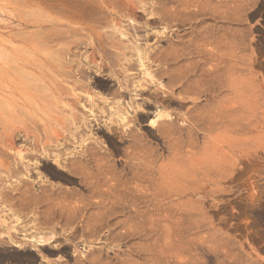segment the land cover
Returning <instances> with one entry per match:
<instances>
[{"label":"rangeland","instance_id":"obj_1","mask_svg":"<svg viewBox=\"0 0 264 264\" xmlns=\"http://www.w3.org/2000/svg\"><path fill=\"white\" fill-rule=\"evenodd\" d=\"M100 1L0 0V119L4 121H0V135L7 125L9 130L33 121L38 125L36 135L44 142L45 134H50L57 121L68 123L69 111L62 107L68 100L48 93L49 86L59 80L58 67L66 70L63 67L68 64L66 68L75 63L68 70L82 82L83 89L75 90L69 82L61 83V87L66 93L80 96L77 97L82 105L88 107V101L94 99L101 106L100 99L104 98L108 101L102 110L107 112L112 102L119 100L111 96L117 89L114 78L108 85L103 82L112 79L111 74L85 63V57L92 56L89 38L98 33L127 44L125 38L132 36L129 28L133 24L126 18L120 21L122 34H127L122 35L124 39L113 32L110 24L124 2L126 8L127 3L136 7L143 4L148 6L147 11L157 5V8L173 7L164 0H109L107 5ZM188 1L192 6L179 8L174 17V31L162 25L149 28L154 29L152 34L157 30L153 37L159 35L160 39L151 35L149 45L166 57L174 55L177 61L173 72L156 79V85L165 86L158 97L171 95L170 101L156 106L157 110L171 117L154 116L152 98L148 96H154L157 86L141 80L143 86L149 87L145 89L147 95L139 98L140 104H150L143 111L147 116L139 119L127 115L122 129L114 122L115 118L104 117L107 126L117 128L118 134L124 131L121 140L117 139L121 143L117 146L119 154L113 153L114 147L107 141L105 130L94 128L90 135L94 139L90 142L96 153L94 158H100L95 159L97 162L102 160L98 164L102 176L93 180L97 184L95 193L53 178L42 164L40 148L32 146V136L24 141L19 133L13 141L15 151L34 148L35 157L28 161L27 171L14 166L16 161L7 157L0 146V162L10 163L13 173L7 179L0 171V191L19 179L27 180L30 184L27 192L31 194L28 192L19 201L25 199L21 204H29L30 208L25 211L24 207L18 210L13 207L18 214L15 216L21 218L22 226L40 224L43 234H39L37 241H51L43 249L30 247L16 235L19 239L13 240L21 243L22 248L14 251L33 250L35 262L22 258L0 264H262L257 263L258 259L264 262V0ZM197 9L202 15L195 13ZM144 17L134 22L141 28L140 35L144 31L150 33L143 24ZM166 48L173 53L171 50L172 54L165 53ZM114 51L109 49L111 54L105 51L104 58L113 60L122 50ZM94 59V63L101 64L99 58ZM69 60L72 62L68 63ZM79 67L85 76L76 75ZM168 80L172 81L168 83ZM49 120L56 124L49 126ZM75 121L78 123L73 122L74 126H79L80 120ZM84 134V138L89 136L88 132ZM72 146L69 144V151ZM76 146L78 150L85 145ZM79 165L75 166L79 168ZM80 168L83 170L82 165ZM48 194L54 206L64 200L63 205L78 211H70L65 222L56 223L50 218L47 224L49 214L44 219L43 207L39 215L33 208ZM4 210L0 209L2 218L7 222L11 219L8 222L11 224L13 218ZM53 226L55 235L50 231ZM74 231L77 236L71 239L69 235ZM2 232L0 229V250L13 251L6 233Z\"/></svg>","mask_w":264,"mask_h":264},{"label":"bare ground","instance_id":"obj_2","mask_svg":"<svg viewBox=\"0 0 264 264\" xmlns=\"http://www.w3.org/2000/svg\"><path fill=\"white\" fill-rule=\"evenodd\" d=\"M102 1V2H101ZM100 2L101 3H109V0H101ZM148 1V0H147ZM157 1V0H156ZM156 1L154 4H156ZM182 1V0H181ZM179 1V0H164V3L166 5H170L171 4V9H168V8H157V6L155 7V9L151 8L150 10H146V8L148 7H145V5L141 4L140 7H136L134 5H130V3H127L129 9L126 8V4L125 2L122 3V6L124 5L123 8H120V12H115V16L114 18H112L111 20V29H113V32L116 33L118 32L119 34H121L120 38L124 39L122 37V35H127L125 34H122L123 32L121 30V20L122 19H127L129 22H131L132 25L131 30H129L130 33H132V36L129 35V36H126V37H129V38H125L126 39V45H124L121 41V39H118L117 41H113L110 40L111 37H114V36H111L110 39L106 38L103 34L99 35L98 33L94 34V36H92V38H89L90 41L88 42L90 45H91V48H92V56L90 57H85V60H86V65L88 66H94L96 68H99L102 69V70H106L107 72H109L111 74V77L112 79H105L103 82H107L106 85H108V82H110V80H115V84L117 86V89L112 91L111 92V96L113 99H119V100H116L114 102H112V106H109L108 107V111H103L102 109H106V107L104 106L105 104H107V99H104V98H101L100 102L101 103V106H104L105 108L99 106L100 104L98 103H95L92 99L89 100V104L88 107L85 106V105H82L80 102H79V98L80 96L76 95V94H73L72 92H68L66 93V90L65 88L62 86L61 87V83H64V82H69L71 83L72 87L76 90H82L83 89V84L81 85V83L79 81L76 80L75 77L71 76L70 75V72L69 70L72 69V65H74L73 63L71 64V67H63L65 68L66 70L64 69H60V67H56L59 71L58 73V76H59V80L54 84L52 83L51 86H49V89H50V92L48 91L49 93V96H51V94L54 96H57L61 99H66L68 100L66 103L63 104L62 107H66L67 110L69 111V114L68 116L70 118L67 119L68 123H66L65 121H57V126L55 125L54 127L52 126V129H51V132L50 134L47 136L46 135V140H44V142H42L38 136L36 135V131H37V127L38 125L34 124L33 121L31 122L30 120H27V122H31L32 124H25L21 126H13L12 128L10 127V129L8 130L7 129V126L9 127V125L6 126V128H3V126H5V123H3L2 125V132H1V135H0V146L1 148L4 149V152L5 154L7 155V157L9 158H12L14 161H16V163L14 164V166H17V168L19 167L22 170H28V167H29V164H28V161L31 160L32 158H34L32 156V151L34 152V148H37L39 147L40 150H41V155L42 158H43V163L45 166L44 168L46 167L47 169V172L55 179H58V180H61V181H64V182H67L69 184H73V185H76L80 188H85V190H87L88 192H96L97 189H96V186L97 184H95L96 181H93V180H96L95 177L97 176H102V173H101V170L99 169L100 167L98 166L99 162H101L99 160V162H97L96 160L100 159L96 157V153H95V150L93 149V147L90 146V142L91 141H94L93 138H90V135H92V132L95 128V130H105V135H106V138H107V141L111 144V146H113L114 148V154H119V151L120 149L117 148L118 144L120 143L119 140H117L118 138H122V134L124 133L121 132L118 134V132H116L117 128H112V127H109L107 126V123L106 121H104V117H106V115L110 116V117H113L115 118V121L117 123V126L122 129L121 127H124L126 124H125V120L127 117V115H132L133 117H139V119L141 117H146L147 114L144 113L143 111H145L146 108L150 107V104H148L147 102H145L146 100H144L143 102H145L144 104H140L139 102L141 101L139 98L141 96H143L144 94H146V87L144 88L143 84H141V80H143V83L145 84V82L148 84H155L156 85V79H159L163 76V74L167 72H173L174 69H175V65L177 62L176 60H174V55L172 56V58H170L168 55L167 57L164 55H161L159 54V50L156 49V47L152 44L149 45V41H152L151 39L154 38V37H157L155 39H159L158 36H154L156 34V31L153 32V34L151 33V31H154L153 30H150L149 28L150 27H157L159 25H162L164 29H168V30H172V23L173 22H176V20L174 19V17L178 14L177 11H179L178 9L179 8H184V9H188L189 7H191V2L187 0H183L182 2ZM112 2V1H110ZM142 2V0H141ZM145 2V1H144ZM113 3V2H112ZM117 3V2H116ZM134 3V2H133ZM186 3V4H185ZM111 4V3H110ZM146 4V3H145ZM193 4V3H192ZM97 5V4H96ZM143 5V6H142ZM147 5V4H146ZM194 5V4H193ZM86 6V5H85ZM110 6V5H109ZM185 6L187 8H185ZM195 6V5H194ZM108 7V6H107ZM196 8H199V7H196ZM202 8V6H201ZM119 10V8H117ZM153 9V11H151ZM200 9V8H199ZM139 11L140 13L138 14L136 11ZM218 12V11H217ZM101 14V12H99ZM182 13V12H181ZM197 14H201V11H199L197 9V11L195 12ZM203 13V12H202ZM103 14V13H102ZM141 14H144L147 16L144 17L143 15ZM196 14V15H197ZM205 14V13H204ZM99 15V14H98ZM138 16V18H140V20H142V18L144 17L145 19L144 20V26L146 27V29L149 30V34H147V31L142 35L139 34L141 31V28L138 29V27L135 26V19ZM192 15V13H191ZM202 15V14H201ZM97 16V15H96ZM102 16V15H101ZM100 16V17H101ZM107 16V15H106ZM106 16H102V18L106 17ZM190 16V15H189ZM108 17V16H107ZM188 17V16H187ZM137 18V20H139ZM215 18V17H214ZM217 18V17H216ZM219 18V17H218ZM108 19V18H107ZM97 20V19H96ZM99 20V19H98ZM207 20V19H206ZM102 21V20H101ZM107 21V20H106ZM105 21V22H106ZM121 21V22H120ZM127 21V22H128ZM109 22V21H108ZM124 22V21H123ZM128 22V23H129ZM143 22V21H142ZM99 23V22H98ZM101 23V22H100ZM104 22H102L100 25H102ZM105 24V23H104ZM108 24V23H107ZM200 24V23H199ZM124 25V24H123ZM129 25V26H130ZM195 26V25H194ZM194 26H191V27H194ZM126 27V26H125ZM128 27V25H127ZM143 27V26H142ZM144 27V28H145ZM123 28V27H122ZM143 28V30H144ZM127 29V28H126ZM116 30V31H114ZM174 31V29L172 30ZM116 33V34H118ZM158 33V32H157ZM162 33V32H161ZM91 34V35H93ZM103 35V36H102ZM152 35V38L150 37ZM165 35V34H164ZM118 36V35H117ZM173 36L174 33H173ZM109 37V36H108ZM125 37V36H124ZM161 37V35H160ZM163 39L164 36H162ZM166 37V36H165ZM119 38V37H117ZM116 38V39H117ZM168 38V37H167ZM175 38H178L175 36ZM162 39V40H163ZM160 40V39H159ZM166 41H168V39H165ZM179 40V38H178ZM155 41V40H154ZM153 41V42H154ZM171 41V39L169 40ZM158 42V41H156ZM183 42V41H181ZM167 43V42H166ZM193 43V42H192ZM157 44V43H156ZM155 44V45H156ZM178 45V44H177ZM105 46L108 47L109 49H113L116 50V53L117 51H119L120 49L122 50L121 52L117 53H113V55H116L115 57L113 56L112 58H114L113 60H108L105 57V51L108 52L109 49H105ZM168 46V45H167ZM171 46V44L169 45V47ZM191 46V45H190ZM189 46V47H190ZM194 46V45H193ZM214 47V46H213ZM158 48V47H157ZM192 48V46L190 47ZM196 48V47H195ZM203 49V48H202ZM171 50V49H170ZM169 48H168V51L170 52ZM125 53H124V52ZM127 51V53H126ZM167 51V48H166V51H164L165 53L168 52ZM196 51V50H195ZM202 51V50H201ZM207 51V50H205ZM172 52V50H171ZM169 53V54H172V53ZM188 52V51H187ZM162 53V52H160ZM179 53V52H178ZM209 53V52H208ZM66 54V53H65ZM108 54H111V52ZM188 54V53H187ZM186 54V55H187ZM214 54V53H213ZM47 55V54H46ZM161 55V56H159ZM208 56V55H206ZM63 57V56H62ZM67 57V56H66ZM179 57V56H178ZM234 57V56H233ZM52 58V57H50ZM94 58H99L101 60V64H96L94 63L95 59ZM74 60V59H72ZM83 60V59H82ZM70 61V60H69ZM84 61V60H83ZM213 61V60H212ZM48 62V61H47ZM72 61L68 62V63H71ZM75 62V61H74ZM77 62V61H76ZM179 62V61H178ZM58 63V62H57ZM80 63V62H79ZM152 63H155L154 65H156L155 69H153V66H152ZM49 64V63H48ZM55 64V63H54ZM53 64V65H54ZM61 64V63H60ZM78 64V63H77ZM82 64V63H80ZM59 65V64H58ZM63 65V64H62ZM228 65V64H227ZM65 66V65H63ZM79 66V64L77 65ZM55 67V66H54ZM62 67V66H61ZM83 67V66H82ZM82 67H79L78 71H75L77 74V76L79 77H82V75H84V71L81 69ZM120 67V69H119ZM13 68V67H12ZM76 68V67H74ZM78 68V67H77ZM76 68V70H77ZM91 68V67H90ZM84 69V67H83ZM64 70V71H63ZM98 70V69H97ZM71 71V70H70ZM74 72V70H73ZM72 72V73H73ZM97 72V71H96ZM102 72V71H101ZM56 73V72H55ZM231 74V73H230ZM85 76V75H84ZM84 76L83 78L81 79H84ZM108 76V75H107ZM78 77V78H79ZM110 77V75H109ZM96 78V77H95ZM79 79V80H81ZM98 79V78H97ZM237 79V78H236ZM30 80V79H29ZM67 80H70V81H67ZM113 80V81H114ZM136 80V81H135ZM139 80V81H138ZM102 81V80H101ZM134 81V82H133ZM170 83V81L172 80H168ZM32 82V81H31ZM227 82V81H226ZM229 82V80H228ZM40 83V82H39ZM34 85V84H33ZM31 85V86H33ZM235 85V84H234ZM105 86V85H103ZM156 89H155V94H153L154 96L152 97L150 94V96H148L149 98H152V103L153 105H151V107H153L155 109V115H154V112H153V115L157 118H165V119H168L170 116V114H167V113H162L160 111L157 110V106L159 103H165L166 101H170L171 100V95L168 96L167 98H163V97H158L159 96V91L161 89H163V86H159V85H156ZM233 86V85H232ZM38 87V85H37ZM106 87V86H105ZM104 87V88H105ZM108 87V86H107ZM27 88V87H26ZM29 88V87H28ZM34 88V87H33ZM64 88V89H62ZM148 90H149V87H147ZM39 89V88H38ZM107 89V88H105ZM30 90V89H29ZM33 90V89H31ZM37 90V89H35ZM64 90V91H63ZM110 90V89H109ZM27 91V90H26ZM40 91V90H39ZM111 91V90H110ZM87 92V91H86ZM38 93V92H37ZM47 93V92H46ZM86 95V94H85ZM147 95V94H146ZM145 95V97H147ZM48 96V98H49ZM70 96L68 99L67 97ZM78 96V97H77ZM167 96V95H166ZM40 97V96H39ZM144 97V98H145ZM51 98V97H50ZM55 98V97H54ZM121 98L123 99H127L126 102L123 101ZM23 99V98H22ZM36 99V98H35ZM42 99H45V98H42ZM121 99V100H120ZM148 99V98H146ZM24 100V99H23ZM52 100V99H50ZM26 101V100H25ZM32 101V100H31ZM31 101L28 100V102L31 103ZM53 101V100H52ZM54 102V101H53ZM56 102V101H55ZM59 102H61L59 100ZM87 102V103H88ZM33 103V102H32ZM31 103V104H32ZM109 103V102H108ZM111 103V102H110ZM25 104V103H24ZM36 104V102H35ZM57 104H59L57 102ZM81 104V105H80ZM103 104V105H102ZM25 106V105H24ZM33 106V105H32ZM48 106V105H47ZM57 106V105H56ZM60 106V104H59ZM157 106V107H156ZM64 107V108H65ZM19 108V107H18ZM52 108V107H51ZM63 108V110H64ZM65 108V109H66ZM140 108H142L143 110H139ZM16 109V108H15ZM21 109V108H20ZM30 109V108H29ZM59 109V108H58ZM222 109V108H221ZM38 110V109H37ZM54 110V109H52ZM61 110V108L59 109ZM18 111V109H17ZM39 111V110H38ZM48 111V110H47ZM50 112V111H48ZM48 112L46 114H48ZM52 112V111H51ZM63 112V111H62ZM61 112V113H62ZM80 112V113H78ZM55 113V112H54ZM78 113V114H77ZM14 114V113H13ZM49 114H52V113H49ZM57 114V113H55ZM55 114H53L54 116H56ZM4 115V114H3ZM21 115V114H20ZM45 115V114H44ZM105 115V116H104ZM46 117V116H45ZM72 117V118H71ZM78 118V119H76ZM24 119V118H23ZM31 119V118H30ZM3 119H0V121H2ZM25 120V119H24ZM60 120V119H59ZM75 120H80L79 122V126H74V123L73 122H76L78 123L77 121ZM106 120V119H105ZM7 121V120H6ZM10 121V120H9ZM13 121V120H12ZM26 121V120H25ZM4 122V121H2ZM29 122V123H30ZM9 123V122H8ZM49 123V126L54 125L55 122H51V120L48 121ZM56 124V123H55ZM78 125V124H77ZM43 126V125H42ZM48 126V125H47ZM44 127V126H43ZM73 128V129H71ZM44 130H46L45 128H43ZM50 130V129H49ZM72 130V132H71ZM159 131V130H158ZM223 131V130H222ZM88 132L89 133V136L87 138H84L85 134ZM161 132V131H159ZM22 134V138L24 141H27L28 138L30 136H32L34 138V143H33V147L31 149H20V150H17L15 151V146L13 145V141L15 140V138L18 137V134ZM48 133V132H47ZM82 134H84L82 136ZM226 134V133H225ZM126 136V135H125ZM124 136V138H125ZM43 137V136H42ZM129 137V136H128ZM21 138V137H20ZM26 144V143H25ZM69 144L70 145H73V149L72 151L70 150L69 151ZM121 144V143H120ZM30 145V144H29ZM28 145V146H29ZM74 145H78V146H84V147H80L77 149H75ZM76 146V147H78ZM3 151V150H2ZM38 152V151H37ZM39 155V154H38ZM37 156V155H36ZM102 157V156H101ZM36 159V158H35ZM96 159V160H95ZM102 159V158H101ZM11 161V160H10ZM63 162H66V163H63ZM190 162V161H188ZM192 162V161H191ZM79 165L80 163V167L82 165L83 167V170L82 168H77L75 165ZM96 163V164H95ZM197 163V162H196ZM10 164V163H9ZM5 163V162H0V171L2 173L5 174V176L7 177L8 179V175L9 173L11 172L10 170V165ZM178 164V162L176 163ZM181 164V163H180ZM205 166H207V163L205 162ZM100 165V164H99ZM192 165V164H191ZM198 165V164H197ZM12 166V165H11ZM185 166V165H183ZM182 166V167H183ZM194 166V165H193ZM199 166V165H198ZM202 166V165H201ZM43 167V166H42ZM203 168V166L201 167ZM200 169V168H199ZM204 169V168H203ZM15 170V169H14ZM17 170V169H16ZM19 170V169H18ZM17 170V171H18ZM36 170V169H35ZM188 170V169H187ZM11 174V173H10ZM13 174V173H12ZM11 174V175H12ZM10 175V176H11ZM12 177V176H11ZM11 177L9 179H11ZM100 179V178H99ZM18 183L16 182V184L14 183V185L10 186L11 184L9 183L8 185L10 186L8 188H4L6 190H4V192L0 191V209L3 211L4 209V212H8V214L10 215L12 219L11 221V224L14 225L13 223H15L17 226L21 225L19 228L18 227H14L12 226L11 224H9L10 220L7 222L6 218L3 219L2 218V215H1V218L3 220H0V229L3 230V232L6 233V236L8 238V243H10L9 245H11L13 251L11 250L10 252L7 251V250H0V262H3V261H8V260H11V261H15V262H18L20 261L22 258H25V260H27L28 262L30 263H33L35 262L36 258L34 257V255L31 253V251L33 250H27V251H17L14 249H21V243L19 242H15L13 239L17 236H19L20 238L23 239V242L25 243V245H30V247H42V249L45 247V245L51 243V239H49L47 241H43V243L37 241V237L41 235V233L43 232V228H41L40 224H32L30 226H26V224H24L22 226V222H21V218L19 219L18 217L15 216V213L14 210H18V209H23L26 211L25 208L29 209L30 206L29 204L28 205H23L21 204L22 201H25L22 200V201H19L20 199H22L23 197L25 198L27 193V190H30L28 188V185H30L28 183L27 180H24V179H19L17 180ZM39 181V180H38ZM3 183V182H2ZM30 187V186H29ZM49 187V186H48ZM43 188V187H42ZM41 189V188H40ZM46 189V188H45ZM49 189V188H48ZM43 190V189H42ZM50 190V189H49ZM55 190V188L52 190V192ZM84 190V189H83ZM138 190V189H137ZM142 190V189H141ZM56 191V190H55ZM55 191L53 193H55ZM110 190H108L107 192L110 194L109 192ZM51 192V191H50ZM57 192V191H56ZM31 194V192H29ZM28 193V194H29ZM98 194V192H97ZM40 195V194H39ZM92 195V194H91ZM142 195V193H141ZM18 197L15 198V197ZM28 196V195H27ZM49 197H44V199H42V201H39L38 204L41 206V209H39V205L38 204H35L36 207L33 208V210H36L37 211H34L36 212L38 215L41 213L40 210H42V207H43V210H44V214H43V217L44 215L46 214H49V219L47 218V224L52 220L56 221V223L60 222V220H62V222L66 220V215H71L70 213L72 212V210H75L74 208H71L70 206H67L66 204L63 205L61 201L60 203H57L55 204H52L51 203V194H48ZM33 198V197H32ZM43 198V196H42ZM27 199V198H26ZM55 200V199H54ZM28 201V200H27ZM37 201V200H36ZM30 202V201H29ZM38 202V201H37ZM53 202V201H52ZM71 202V201H70ZM25 203V202H23ZM31 203V202H30ZM73 203V202H72ZM32 205L34 204L31 203ZM34 205V206H35ZM38 205V206H37ZM27 206V207H26ZM29 206V207H28ZM72 206V205H71ZM93 206V205H92ZM15 207V209L13 208ZM78 209V208H76ZM82 210V209H81ZM71 211V212H70ZM78 211V210H75V212ZM19 212V211H18ZM22 213V211H21ZM31 213V212H30ZM3 214V213H2ZM5 214V213H4ZM3 214V215H4ZM42 214V213H41ZM18 215V214H17ZM21 216V215H20ZM8 217V216H7ZM14 217H16V219L14 220ZM65 217V219H64ZM70 217V216H69ZM9 218V217H8ZM25 218V217H24ZM51 218V220H50ZM45 219V217H44ZM64 219V220H63ZM25 220V219H24ZM48 220H50L48 222ZM70 220V219H69ZM31 221V220H30ZM37 221V219L33 220V222ZM44 221V220H43ZM13 222V223H12ZM32 222V221H31ZM30 222V224H31ZM26 223V222H25ZM43 223V222H42ZM45 223V222H44ZM44 223L42 225H44ZM45 223V225H47ZM15 225V226H16ZM51 225V224H50ZM61 225V224H60ZM53 230H50L51 232L54 231V226L52 227ZM51 229V228H50ZM46 230V229H44ZM76 230V229H75ZM49 231V230H48ZM77 231V230H76ZM76 231H74L73 233H71V236L69 235V237L71 239H73V237L77 236L76 234ZM2 232V234H3ZM49 232V233H51ZM57 232V231H55ZM54 233V232H53ZM52 233V234H53ZM76 233V234H75ZM40 234V235H39ZM43 234V233H42ZM45 234V233H44ZM47 234V233H46ZM65 234V233H64ZM55 235V233H54ZM61 235V234H60ZM4 236V235H3ZM44 236V235H43ZM52 235H50L51 237ZM59 236V235H58ZM68 236V235H67ZM38 237V238H39ZM59 237H62L59 236ZM68 237V238H69ZM18 238V237H17ZM15 238V239H17ZM53 238V236L51 237ZM19 239V238H18ZM17 239V240H18ZM42 239V238H41ZM1 240V239H0ZM46 240V239H44ZM4 242V241H2ZM21 242V241H20ZM23 243V244H24ZM54 243V242H53ZM57 243V242H56ZM3 244V243H2ZM21 244V245H20ZM57 245V244H56ZM68 246V245H67ZM1 247V246H0ZM54 247V246H53ZM28 248V247H27ZM35 248V249H36ZM59 248V247H58ZM39 249V248H38ZM62 249V248H61ZM60 249V250H61ZM48 250V249H47ZM59 250V249H57ZM55 251V250H54ZM64 251V250H63ZM51 252V251H50ZM53 252V250H52ZM51 252V253H52ZM61 253V252H60ZM42 262V261H41Z\"/></svg>","mask_w":264,"mask_h":264},{"label":"crops","instance_id":"obj_3","mask_svg":"<svg viewBox=\"0 0 264 264\" xmlns=\"http://www.w3.org/2000/svg\"><path fill=\"white\" fill-rule=\"evenodd\" d=\"M262 263V264H264V262L262 261V260H260V259H258V262L257 263Z\"/></svg>","mask_w":264,"mask_h":264}]
</instances>
